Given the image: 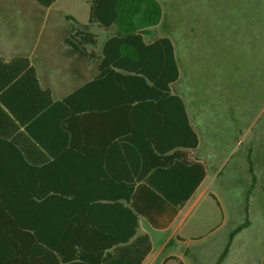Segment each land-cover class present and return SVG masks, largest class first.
<instances>
[{
  "label": "trees",
  "instance_id": "obj_1",
  "mask_svg": "<svg viewBox=\"0 0 264 264\" xmlns=\"http://www.w3.org/2000/svg\"><path fill=\"white\" fill-rule=\"evenodd\" d=\"M162 14L158 0H89L87 24L67 16L73 24L63 42L78 60L93 61L95 73L60 98L28 56H0V264L75 257L98 264L102 251L136 245L141 252L132 264H139L151 248L147 235L136 236L139 218L166 228L205 177V165L189 159L186 188L176 198L166 174L149 173L157 155L188 156L198 145L173 89L179 69L171 40L145 42ZM92 24L107 32L97 53L88 49L97 47ZM116 151L125 152V182L105 188V163H115ZM247 223H238L229 241ZM84 248L98 253L88 258Z\"/></svg>",
  "mask_w": 264,
  "mask_h": 264
},
{
  "label": "rangeland",
  "instance_id": "obj_2",
  "mask_svg": "<svg viewBox=\"0 0 264 264\" xmlns=\"http://www.w3.org/2000/svg\"><path fill=\"white\" fill-rule=\"evenodd\" d=\"M158 1L162 19L146 38L167 37L173 44L180 72L173 89L183 99L200 141L197 155L206 167L199 191L205 188L208 195L194 206L184 233L201 237L188 240L178 253L187 250L184 264H216L228 230L246 220L220 264H259L264 242L259 203L264 189V36L259 20L264 22V0ZM86 5V0H62L41 8L32 0H0V55L28 56L54 97L66 95L95 71L93 61L78 60L63 42L72 25L66 17L86 23L81 12ZM88 30L98 36L97 47L88 48L97 53L105 32L94 24ZM220 212L223 224L207 234L202 222ZM171 231L151 229L155 246Z\"/></svg>",
  "mask_w": 264,
  "mask_h": 264
},
{
  "label": "crops",
  "instance_id": "obj_3",
  "mask_svg": "<svg viewBox=\"0 0 264 264\" xmlns=\"http://www.w3.org/2000/svg\"><path fill=\"white\" fill-rule=\"evenodd\" d=\"M46 1L47 0H32V2L36 6L41 7V8H52L53 6L60 3V1H62V0H51L48 4H45ZM77 1H79V0H77ZM86 1H87L86 7L84 9H82V11H81L82 13H84L83 11L86 12V15H85L86 23H80L75 18H73V19H75V21H77L80 24H87V21H88L89 0H86ZM71 24H73V23H71ZM259 28H260L259 30H261L262 36H264V22H262L261 20H259ZM100 29H102V28H100ZM102 30L105 32V37L101 41L100 45L102 44V42L105 40V38L107 36V32L104 29H102ZM147 35L148 34L145 35V42H150L153 39H155V38H153V39L148 40L146 38ZM97 38H98V36H97ZM156 38H162V37H156ZM97 45H98V42H97ZM68 53H69V51H68ZM15 55H21V54H15ZM71 55H73V54H71ZM12 56H14V55H12ZM12 56H10V57H12ZM73 56L76 57L75 55H73ZM1 57H3V56H1ZM84 61H87V60H84ZM88 62H91V61H88ZM94 73H95V71H94ZM94 73L88 79L83 80V82L91 79V77L94 75ZM179 77H180V72H179ZM79 85H77V86H79ZM181 99H182V97H181ZM182 101H183V99H182ZM199 146H200V141L198 138V145H197L196 150L193 152H190L188 156L185 155L186 153L178 152L171 157L172 151H170V152L162 154V156L157 155V157H155L153 159L154 164H153L151 170L149 171V173L150 174L164 173V175L166 174V177H167V178H165V182L167 184L166 187H167V189L178 191V193L174 194V197H176V198H181L182 197L181 191H182V189L184 190L186 188V183H187L186 177L188 176V168L190 166L189 159L194 160V161H198V162L204 164V161L197 155V151L199 149ZM115 156H117L115 163H108V162L105 163V171H104L105 177L102 179V183H103L105 188L121 187L122 185H124V182H125L124 176H123L124 172H122V170H124L125 162L123 159H120L123 156H125V152L124 151H116ZM118 157H119V159H118ZM140 168H141V166H140V164H138V169H140ZM120 170H121V172H120ZM137 171H139V170H137ZM260 173H264V171L261 170ZM205 179H206V175L203 178V180L200 182V184L197 186V188L194 190V192L190 196V198H188L185 202H183L181 204V206L178 208L174 218L171 220L170 224L166 228H163V229L153 228L144 219L139 218V221H138L139 226H138V229L136 232V236L143 235V234L147 235L149 238L150 246H151L149 252L142 258V260H141V262H139V264H179V262L181 264H184L182 255H184L187 250L181 249V253L179 254L178 249L181 248L180 247L181 245L187 244L188 240H195V239H198L201 237L200 235L199 236H187L184 233H186L185 232L186 231L185 223L187 221L188 216L192 212L194 206L204 197V195L207 194L205 188H203L199 191V189L201 188ZM135 180H136L135 176L132 178L131 177L129 178V182H134ZM248 186H249L248 189L252 188V184H250ZM184 194L186 196V191L184 192ZM247 200L248 199H246L245 202ZM251 201H252V198H250L246 204L250 205ZM259 203H260L262 210H264V207H262V206H264V189H262V194H261V197L259 198ZM170 204L176 205L177 202H171ZM208 207L210 209H212L211 213L212 212L214 213L213 207L210 205V203L208 204ZM248 210H249V207H248ZM203 222H202L203 225L204 224L207 225L206 227L204 226L207 234L212 233V232H216V230H218L219 227L223 224V215L220 212L219 217H217L216 219L214 217L213 218L207 217V219L204 220ZM235 227H236V225H234V227H232V229L228 230L226 237H225L226 241L224 243L222 250L220 252H217L218 254L215 253V254H217V259L221 254L225 255V252H224L225 248H226V253L228 254L230 252V249L235 244V239L241 230L237 234H235L230 241L228 239L229 232L231 230H233ZM171 228H172V231L167 236H165L161 241L157 242V244H159V245L155 246L154 241L152 239V236L150 235V230L152 229V230H157V231L163 232V231L170 230ZM261 229L262 230H261L260 239H261V241H264V227H262ZM114 234L116 236L117 235L122 236V232H120V231H116V232H114ZM70 252L78 254V251L76 250V248H71ZM95 252L98 253L97 251H95L94 248H84V254L89 255V256H87L88 258H90V255H94ZM126 252H128V253H126ZM140 252H141V247H139L138 245H136L134 248H128V249H124L122 246H114L112 248H109V249L101 252L102 253L101 254V261L102 262H99L98 264H124V261H127L128 264L129 263L132 264V262L134 260L138 259ZM224 258H225V256L223 257V259ZM88 262H90V261H88ZM58 264H64V263H58ZM66 264H91V262L90 263H82V262H79L77 257H75V260H71L70 262H67ZM260 264H264V260H260Z\"/></svg>",
  "mask_w": 264,
  "mask_h": 264
}]
</instances>
